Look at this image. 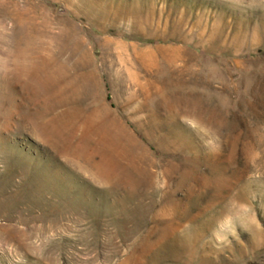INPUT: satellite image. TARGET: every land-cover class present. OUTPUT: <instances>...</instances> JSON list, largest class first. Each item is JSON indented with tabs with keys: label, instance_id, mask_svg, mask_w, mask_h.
<instances>
[{
	"label": "rangeland",
	"instance_id": "rangeland-1",
	"mask_svg": "<svg viewBox=\"0 0 264 264\" xmlns=\"http://www.w3.org/2000/svg\"><path fill=\"white\" fill-rule=\"evenodd\" d=\"M0 264H264V0H0Z\"/></svg>",
	"mask_w": 264,
	"mask_h": 264
}]
</instances>
